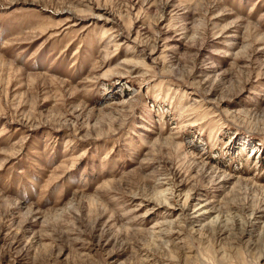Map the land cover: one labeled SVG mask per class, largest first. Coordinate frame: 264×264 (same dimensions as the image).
I'll use <instances>...</instances> for the list:
<instances>
[{
	"label": "rangeland",
	"instance_id": "374dc122",
	"mask_svg": "<svg viewBox=\"0 0 264 264\" xmlns=\"http://www.w3.org/2000/svg\"><path fill=\"white\" fill-rule=\"evenodd\" d=\"M0 264H264V0H0Z\"/></svg>",
	"mask_w": 264,
	"mask_h": 264
}]
</instances>
